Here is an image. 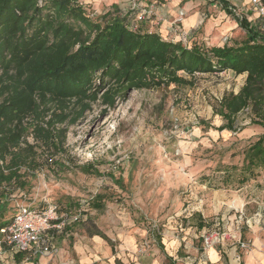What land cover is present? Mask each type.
Returning <instances> with one entry per match:
<instances>
[{
	"label": "rangeland",
	"instance_id": "rangeland-1",
	"mask_svg": "<svg viewBox=\"0 0 264 264\" xmlns=\"http://www.w3.org/2000/svg\"><path fill=\"white\" fill-rule=\"evenodd\" d=\"M171 1L79 0L93 17L117 6L123 13L133 12L137 26L158 32L162 10ZM179 1H174L175 17L163 38L187 45L240 41L245 31L238 21L257 18L249 0H231L230 14L216 4L212 10L206 5L198 12L200 23L190 27L184 20L195 7L190 0ZM183 75L189 82L181 86L127 91L112 106L91 103L75 123L69 117L51 127V133L61 129L65 135L55 133L45 144L27 126L23 138L33 147L28 156L38 168L12 194L5 218L17 205L56 204L62 213L77 215L61 238L54 236L50 254L54 257L64 246L65 259L69 255L74 262L77 245L82 254L93 259L97 254L99 263L110 264L98 246L89 250L92 243L108 245L98 233L109 238L117 254L144 260L153 255L160 264L176 262L162 245L171 233L183 245L190 239L201 253L204 231L228 230V237L237 232L244 244L250 234L264 240V169L244 174V181L241 173L242 152L264 135V118L260 121L248 108L237 114L231 131L217 130L225 124L218 115L220 102L225 94L239 91L244 76L229 71ZM77 110L72 107L70 116ZM183 245L174 257L189 255Z\"/></svg>",
	"mask_w": 264,
	"mask_h": 264
},
{
	"label": "trees",
	"instance_id": "trees-1",
	"mask_svg": "<svg viewBox=\"0 0 264 264\" xmlns=\"http://www.w3.org/2000/svg\"><path fill=\"white\" fill-rule=\"evenodd\" d=\"M206 1L230 12L228 0ZM238 26L245 31L240 41L211 47L196 42L187 45L142 29L133 20V12L123 13L117 6L93 17L79 0H0V230L17 211L15 207L12 215L5 218L12 194L22 190L29 173L38 168L28 156L33 147L23 138L27 126H32L34 137L45 144L55 133L65 135L61 129L51 133V127L69 117L75 123L98 100L112 106L127 91L181 86L189 82L183 74L191 77L222 71L234 77L244 76V83L237 93L223 96L218 115L225 124L217 130L231 131L237 114L248 108L261 121L262 18H243ZM74 106L78 110L70 116ZM46 117L49 120L45 121ZM242 155L243 175L264 169V135ZM246 179L244 175L242 181ZM69 223L61 230L45 233L50 249L54 236L62 235ZM6 251L17 262L28 256L10 250L0 233V252ZM114 264L123 263L115 259Z\"/></svg>",
	"mask_w": 264,
	"mask_h": 264
},
{
	"label": "crops",
	"instance_id": "crops-1",
	"mask_svg": "<svg viewBox=\"0 0 264 264\" xmlns=\"http://www.w3.org/2000/svg\"><path fill=\"white\" fill-rule=\"evenodd\" d=\"M174 1H176L177 3L180 2L179 0H172L170 3L166 4L162 10L163 15H161L162 17L160 18L161 24L159 22V25H161L159 27V32L158 30L153 29L155 32L160 33L162 37H166L165 35L169 34L167 29L168 26L171 24V23L169 24V21H171L172 18L175 17L174 10L176 9L175 7L177 6L176 5L177 3L174 6ZM228 1L230 3L231 0ZM190 2L191 5L195 7V9L192 10L190 13L192 16L184 20V23L189 24L190 27H192L191 25L192 23H194V21H196L197 23L196 25L200 23V16H198L199 14L198 12H200V10L202 9L203 10L207 9L206 5L211 10L215 9L211 4L209 3L205 4L204 0L198 2L196 0L193 1L190 0ZM202 6L204 7L202 8ZM230 25L231 24L229 23L227 27L231 29L235 28V26L230 27ZM206 45L208 46L207 43ZM211 46H221V45H211ZM232 234H234V238H233L234 241L232 240L229 241V243H227L228 240H225L226 241V242L224 241L225 243L215 244L208 249L204 248L205 250L203 249L202 253L199 247L196 244H194L193 241H191L190 239H186L187 241L183 245L180 242V240H178L175 237L174 233H171L170 236L169 235L164 236L166 240L164 243H162V245L165 246V250L169 253V255H171V257H173V260L176 261L173 262V264H264V240L257 238L255 236L251 238V234H250V239H249V244H247V249L245 251H239L237 253L238 249L236 247L237 244H235L236 243L235 241L236 239H238V237H240V235L237 232H234ZM62 235H60L59 237L61 238ZM96 235H92V236L98 238ZM98 236L103 239L101 234H99ZM105 241L108 243V245L104 246L102 244V241L100 243H92L93 246H91L89 250L90 251L97 250V246H98L99 249L102 251L100 256H102L105 259L110 258V264H114L115 259L120 260L123 264H160V258L155 257L153 255L152 256L148 255V258H146V260H144L145 258L142 257H135L134 254H132V257L130 258L126 256V254L124 253H122V255H119L116 253L113 246H110V241L107 240ZM181 241H183V239ZM182 245L185 249V253H189V255L185 258L184 257L178 258L177 256L174 257L173 254L176 253L179 250V248L182 247ZM227 246H232V247L228 250H224L223 248H226ZM63 247L59 248V253L57 251V254L54 257L53 255L50 256L51 253L46 255H39V254L30 255L29 257L24 255V258L20 262L16 261L15 256L10 251L0 252V254H2L0 255L1 264H103V262L99 263L101 259L98 257L97 254L95 255V258L97 259H93L92 254H90L89 256L82 254L83 252L82 249L80 247H77V245L75 247L74 253L78 258V262H74L71 259V257H69V255L66 260L65 249H63ZM93 247H95L94 250L92 249ZM130 248L133 251L134 247L132 245Z\"/></svg>",
	"mask_w": 264,
	"mask_h": 264
},
{
	"label": "built area",
	"instance_id": "built-area-1",
	"mask_svg": "<svg viewBox=\"0 0 264 264\" xmlns=\"http://www.w3.org/2000/svg\"><path fill=\"white\" fill-rule=\"evenodd\" d=\"M250 5L256 13L257 18H262V29L264 30V3L261 0H249ZM146 10L138 17L142 20ZM77 219V215L69 217L65 214L60 216L54 204H47L41 208L29 205H18L17 211L11 221L0 230L6 245L10 250L20 251L30 255H46L51 253L45 239L48 230H61L70 221ZM228 230L204 231L201 235L202 245L205 249L215 244L225 243V240L233 239L234 234L228 237ZM234 241V240H233ZM237 249H247V244L241 242L240 238L235 241Z\"/></svg>",
	"mask_w": 264,
	"mask_h": 264
}]
</instances>
